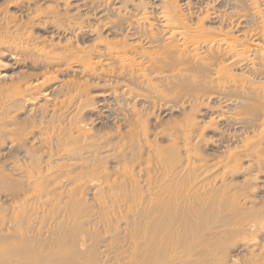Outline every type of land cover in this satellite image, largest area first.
Wrapping results in <instances>:
<instances>
[{
  "label": "bare ground",
  "instance_id": "obj_1",
  "mask_svg": "<svg viewBox=\"0 0 264 264\" xmlns=\"http://www.w3.org/2000/svg\"><path fill=\"white\" fill-rule=\"evenodd\" d=\"M0 264H264V0H0Z\"/></svg>",
  "mask_w": 264,
  "mask_h": 264
}]
</instances>
